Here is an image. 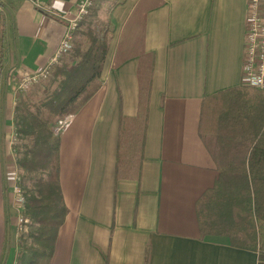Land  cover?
Wrapping results in <instances>:
<instances>
[{
  "label": "crops",
  "instance_id": "obj_1",
  "mask_svg": "<svg viewBox=\"0 0 264 264\" xmlns=\"http://www.w3.org/2000/svg\"><path fill=\"white\" fill-rule=\"evenodd\" d=\"M75 1L0 0V264L15 220V75L46 65L64 33L57 15ZM95 2L89 15L107 25L108 50L98 90L59 133L68 212L50 264H257L224 237L200 240L194 207L218 176L198 134L201 101L241 85L247 0Z\"/></svg>",
  "mask_w": 264,
  "mask_h": 264
},
{
  "label": "trees",
  "instance_id": "obj_2",
  "mask_svg": "<svg viewBox=\"0 0 264 264\" xmlns=\"http://www.w3.org/2000/svg\"><path fill=\"white\" fill-rule=\"evenodd\" d=\"M108 33L92 13L75 31L82 40L52 69L41 98L16 94L12 126L21 143L14 160L26 222L15 243L13 264H50L68 212L59 184L60 138L52 128L98 90ZM3 40L0 22V80ZM198 134L218 171L213 185L195 201L199 239L224 237L232 247L256 252L257 264H264V90L240 85L206 96Z\"/></svg>",
  "mask_w": 264,
  "mask_h": 264
},
{
  "label": "built area",
  "instance_id": "obj_3",
  "mask_svg": "<svg viewBox=\"0 0 264 264\" xmlns=\"http://www.w3.org/2000/svg\"><path fill=\"white\" fill-rule=\"evenodd\" d=\"M94 2L95 0H76L68 10L57 15L64 23V33L59 45L46 65L37 70L21 71L15 75L17 93L25 92L49 79L52 69L71 52L75 31L79 24L89 16ZM34 5L37 9L49 12V7H44L38 1H34ZM241 85L264 90V0H247ZM71 118L72 116H67L58 120L52 128L54 134L59 135L70 124ZM15 142L17 143V134L12 128L8 135V147L11 153H13L12 144L14 145ZM7 172L11 203L17 210L14 232L20 234L25 232L26 219L23 214L25 198L21 190L20 176L16 165L10 167Z\"/></svg>",
  "mask_w": 264,
  "mask_h": 264
},
{
  "label": "rangeland",
  "instance_id": "obj_4",
  "mask_svg": "<svg viewBox=\"0 0 264 264\" xmlns=\"http://www.w3.org/2000/svg\"><path fill=\"white\" fill-rule=\"evenodd\" d=\"M101 2V0H96V2L95 3H100ZM96 11V10H95ZM96 14V13H95ZM92 17V16H91ZM93 18V17H92ZM97 18V17H96ZM98 21H100V20H98ZM100 22H102V21H100ZM78 39H79V41H81L82 40V38L80 37V36H78ZM69 57V54L63 59L64 61L67 59ZM62 60V61H63ZM61 63V61L59 62V64ZM58 64V65H59ZM50 78V77H49ZM50 84V81H49V79L48 80H46V81H44L43 83H41L40 85H37V86H34V87H31V88H29L27 91H25V92H22V93H27V94H30V95H32V98L34 99V100H38L39 98H41V96H42V94H41V91H42V89L43 88H45L47 85H49ZM2 86H3V81H2ZM7 88V89H12L13 90V88H11V86L10 87H8L7 85H6V83H5V81H4V86H3V88H2V90L4 89V88ZM1 90V91H2ZM16 91V90H15ZM12 118V117H11ZM131 137H132V135H131ZM19 143H21V141L18 139V137H17V143L15 142V144L14 145H16V146H14L13 144H12V147H11V150H13L12 152H13V157H14V153H15V151H14V147L17 149L19 146H20V144ZM19 144V145H18ZM132 152L133 151H131V150H127V155H131L132 154ZM25 180V179H24ZM23 180V184H26L27 183V181H24ZM12 212H11V215H12V217L13 216H16V213H17V210L16 209H14V210H11ZM15 221V220H14ZM25 234V233H24ZM18 237H19V233L18 234H16V232H14L13 231V234H12V247H11V249H10V255H9V258L7 259V261H6V264H11L12 263V254H13V258H14V250H16V245H15V243H16V241H17V239H18ZM14 245V246H13ZM13 248V249H12Z\"/></svg>",
  "mask_w": 264,
  "mask_h": 264
}]
</instances>
